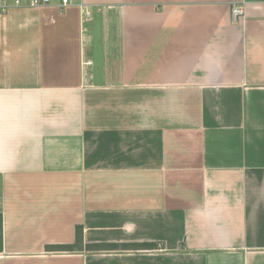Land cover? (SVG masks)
Wrapping results in <instances>:
<instances>
[{"label":"crops","instance_id":"1","mask_svg":"<svg viewBox=\"0 0 264 264\" xmlns=\"http://www.w3.org/2000/svg\"><path fill=\"white\" fill-rule=\"evenodd\" d=\"M14 1L0 264H264V0Z\"/></svg>","mask_w":264,"mask_h":264},{"label":"built area","instance_id":"2","mask_svg":"<svg viewBox=\"0 0 264 264\" xmlns=\"http://www.w3.org/2000/svg\"><path fill=\"white\" fill-rule=\"evenodd\" d=\"M0 3H1L0 4L1 11L2 12L6 11L8 6L5 5L4 0H0ZM14 4L18 5L19 4L18 0H15ZM28 4L32 8H41V7H46V6H49L52 4H56L61 8H67V7L73 5V6L79 7V9H80V11L84 17L87 18L89 16L88 11L86 10L87 5L84 4L82 0H29ZM242 15H243V9L242 8L235 7V6L232 7L231 20L233 22L238 21L242 17Z\"/></svg>","mask_w":264,"mask_h":264}]
</instances>
